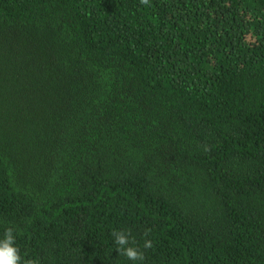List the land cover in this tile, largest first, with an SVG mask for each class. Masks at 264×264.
Returning <instances> with one entry per match:
<instances>
[{
    "label": "trees",
    "instance_id": "obj_1",
    "mask_svg": "<svg viewBox=\"0 0 264 264\" xmlns=\"http://www.w3.org/2000/svg\"><path fill=\"white\" fill-rule=\"evenodd\" d=\"M9 227L38 264H134L114 230L264 264V0H0Z\"/></svg>",
    "mask_w": 264,
    "mask_h": 264
},
{
    "label": "clouds",
    "instance_id": "obj_2",
    "mask_svg": "<svg viewBox=\"0 0 264 264\" xmlns=\"http://www.w3.org/2000/svg\"><path fill=\"white\" fill-rule=\"evenodd\" d=\"M140 3L149 5V0H140ZM204 150H208L207 146H205ZM111 235L119 255L133 261L134 264H137V262L142 264L145 260L144 251L135 246L136 241L131 238L130 232L114 230ZM145 235H148L147 230ZM15 241L16 235L11 227L7 228L3 235L0 236V264H38L34 259H22ZM142 247L144 250L150 249L153 247V243L150 239H145Z\"/></svg>",
    "mask_w": 264,
    "mask_h": 264
}]
</instances>
